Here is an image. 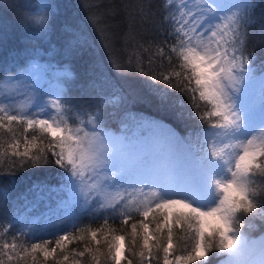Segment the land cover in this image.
I'll return each instance as SVG.
<instances>
[{
    "label": "snow or ice",
    "instance_id": "6c2138e0",
    "mask_svg": "<svg viewBox=\"0 0 264 264\" xmlns=\"http://www.w3.org/2000/svg\"><path fill=\"white\" fill-rule=\"evenodd\" d=\"M254 7L255 0H237L230 14L220 15L217 0H166L157 27L168 26L171 44L150 43L145 49L155 48L152 55L159 58L161 68L167 61L168 67L160 73L162 82L189 96L200 119L222 130L217 135L234 141L226 145L234 151L223 160V178H216L220 151L209 144L210 154L200 155L196 140L181 137L157 120L126 113L135 125L128 136L127 124L121 125L119 133L108 129L100 109L69 116L71 109L59 97L47 101L57 113L50 118H39L45 111L40 105H36L39 112L29 113L28 105L34 100L31 92L23 93L25 101L17 111L0 104V129L12 134L6 148L0 145V156L9 157L8 167L54 159L69 173V187L83 198L93 218L104 213L97 229L73 224V230L56 236L54 243L43 239L30 246L21 242L23 231L9 242L12 221L7 225L0 221V264H28L29 258L32 264H41L37 253L43 264L49 257L55 264H83L76 257L86 256L90 264H102L101 258L103 264H208L213 253L223 254L222 264H238L234 257L241 249L252 264H264V236L249 243L239 226L242 216L264 220V134L250 135L257 119L264 129V62L257 66L247 47ZM49 16L50 5L34 4L25 24L31 31L44 33ZM260 32L259 45L264 48V23ZM25 74L22 70L19 75ZM8 80L12 82L9 91L27 87L15 76ZM257 84L259 112L252 95ZM73 121L77 126H71ZM37 132L42 135L38 137ZM255 177L261 178L259 183ZM185 193L204 196L210 203H195ZM116 219L120 228L112 227ZM176 230L184 234L179 242H174ZM73 240L87 242L83 250L68 253Z\"/></svg>",
    "mask_w": 264,
    "mask_h": 264
},
{
    "label": "trees",
    "instance_id": "16d2710c",
    "mask_svg": "<svg viewBox=\"0 0 264 264\" xmlns=\"http://www.w3.org/2000/svg\"><path fill=\"white\" fill-rule=\"evenodd\" d=\"M42 3L43 0H0V78L23 68L29 59L38 58L42 62L65 65L70 71L63 80L65 91L62 97L66 108L71 109L70 115L100 109L107 128L117 132L120 124L129 120L125 114L131 113L137 117L162 120L182 137L191 136L192 139L210 126L195 113L189 96L162 82L160 73L168 67L167 61L161 68L159 58L152 55L155 48L152 52L145 51L150 43L167 41L171 44L172 38L165 30L168 26L157 27L166 0H44V4L50 5L49 26L44 33L31 31L25 24L29 9ZM142 8L148 11V16L143 15ZM262 23L264 0H255L247 47L258 66L264 62V48L259 45ZM37 50L40 54H36ZM150 57L152 63H149ZM129 65L132 68L127 67ZM153 75L156 80L152 79ZM203 110L201 102V114ZM14 127L23 135L19 126ZM11 136L7 129H0V145L6 148ZM9 164L8 155L0 156V221L6 225L47 192L57 196L58 188L65 185L67 174L54 159L49 163L15 168H9ZM254 179L259 183L261 178ZM137 219H140L138 215ZM103 222L102 218L83 215L77 225L97 229ZM239 226L243 234L253 238L264 233V220L251 215L242 216ZM17 227L12 222L7 233L9 242L12 235H19ZM112 227L120 228V220L113 221ZM183 235L176 230L174 242H179ZM55 237L29 239L24 236L21 242H26L25 246L43 239L54 243ZM86 242L73 240L68 244V253L73 249L83 250ZM177 254L181 253L178 251ZM36 255L43 264V257ZM222 258L223 254L213 253L208 264H216ZM55 259H62V256ZM76 259L90 264V257ZM101 260L103 264V258ZM28 264H32L31 258ZM47 264H55V260L49 257Z\"/></svg>",
    "mask_w": 264,
    "mask_h": 264
},
{
    "label": "rangeland",
    "instance_id": "374dc122",
    "mask_svg": "<svg viewBox=\"0 0 264 264\" xmlns=\"http://www.w3.org/2000/svg\"><path fill=\"white\" fill-rule=\"evenodd\" d=\"M217 2L222 8L220 15H228L234 10L231 8V5L236 3L237 0H217ZM42 4H44V0ZM38 53L39 51L37 50L36 54ZM37 59H29L23 68L15 73L6 74L0 78V96H2V98H0V104L6 109L17 111L25 101V95H23V93H25V91L31 92L34 96V100L28 105L29 113L39 112L40 108L36 105H40L44 107L45 111L39 118H50L57 113L54 109L47 106V101L58 97L62 99L65 91L63 80L66 76L70 75V71L65 65L58 66ZM256 65L258 66V64ZM22 70L26 73L23 76L19 75ZM9 76H15L16 79L21 80L23 84L27 86L26 89L21 87L18 91H9V87L12 83L8 80ZM252 95L255 100L256 111L259 112L261 102L258 84L254 86ZM114 99V97L110 98V101H112L111 103L114 102ZM64 107L66 108L65 105ZM68 115L71 116L69 113ZM147 119L160 121L173 129L168 123L162 120L156 118ZM123 124L128 125L127 129H125V134L131 136L135 130V125L132 120L129 119L128 122ZM71 126H77L76 122L73 121ZM120 129L117 133L120 132ZM217 132H222V130L212 129L210 127L207 130L202 131L199 136H195L193 140H196L200 146L201 151L198 153L200 155L204 153L210 154V149L208 148L209 144L213 145L218 151H220L222 159H217L216 161V178L220 179L226 174V165H224L223 160L229 158L234 151V149L228 148L226 145L233 143L234 141L223 135H217ZM262 134H264V129H261L260 121L257 119L250 135L260 137ZM68 177L69 173L65 176V185L58 188L60 191L57 196L49 191L42 196L43 198L39 197L37 202L28 205L17 214L12 222L16 223L18 226V232L23 231L25 236L29 239L51 235L58 236L63 235L65 231H69L73 224L78 223L81 216L88 215L93 217L92 211L89 210L88 206L84 205L83 198L75 195L69 187L72 181ZM211 190L212 189L209 187L208 191ZM145 192H147V189H145ZM132 195L135 196L137 194L132 193ZM185 195H188L195 200V203L201 205L210 203V200L204 198V196H192L191 193H185ZM131 198L132 197H129V199ZM91 207L95 208L96 206L92 205ZM103 216V212L97 214L98 218L103 219ZM261 236H264V233L255 238L258 239Z\"/></svg>",
    "mask_w": 264,
    "mask_h": 264
},
{
    "label": "clouds",
    "instance_id": "9594fccd",
    "mask_svg": "<svg viewBox=\"0 0 264 264\" xmlns=\"http://www.w3.org/2000/svg\"><path fill=\"white\" fill-rule=\"evenodd\" d=\"M248 239L250 243L252 240H255L257 238H253L250 235H248ZM234 259L238 261V264H252L251 259L247 256L244 249L238 251Z\"/></svg>",
    "mask_w": 264,
    "mask_h": 264
},
{
    "label": "bare ground",
    "instance_id": "6f19581e",
    "mask_svg": "<svg viewBox=\"0 0 264 264\" xmlns=\"http://www.w3.org/2000/svg\"><path fill=\"white\" fill-rule=\"evenodd\" d=\"M122 124H120V126H121ZM119 126V127H120ZM224 258H222L219 262H217L216 264H222V260H223Z\"/></svg>",
    "mask_w": 264,
    "mask_h": 264
}]
</instances>
